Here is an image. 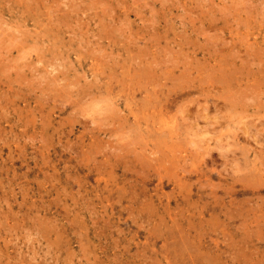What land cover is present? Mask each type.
<instances>
[{
  "label": "rangeland",
  "instance_id": "1",
  "mask_svg": "<svg viewBox=\"0 0 264 264\" xmlns=\"http://www.w3.org/2000/svg\"><path fill=\"white\" fill-rule=\"evenodd\" d=\"M0 264H264V0H0Z\"/></svg>",
  "mask_w": 264,
  "mask_h": 264
},
{
  "label": "bare ground",
  "instance_id": "2",
  "mask_svg": "<svg viewBox=\"0 0 264 264\" xmlns=\"http://www.w3.org/2000/svg\"><path fill=\"white\" fill-rule=\"evenodd\" d=\"M229 74V73H228ZM225 75V74H224ZM221 80V79H220ZM232 81V80H231ZM225 93V92H224ZM222 97H225V95H223ZM235 98V97H234ZM258 101V100H257ZM251 103V102H250ZM217 106H218V103L216 104ZM251 105H253V104H251ZM260 107V106H259ZM121 112V111H120ZM218 112V111H217ZM243 112V111H242ZM240 114V113H239ZM233 117V116H232ZM252 122V121H251ZM253 133V132H252ZM132 134V133H131ZM204 134V133H203ZM248 134V133H247ZM249 134H251V132L249 133ZM249 137V136H248ZM255 139V138H254ZM256 140V139H255ZM257 140H258V138H257ZM259 141V140H258ZM242 150V149H241ZM211 152V151H210ZM212 156V155H211ZM242 164V163H241Z\"/></svg>",
  "mask_w": 264,
  "mask_h": 264
}]
</instances>
